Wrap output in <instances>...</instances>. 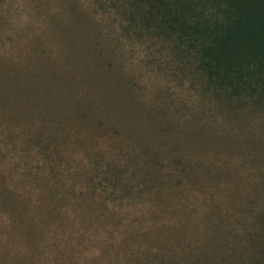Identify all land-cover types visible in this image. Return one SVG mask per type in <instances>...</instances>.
Wrapping results in <instances>:
<instances>
[{"label": "rangeland", "instance_id": "1", "mask_svg": "<svg viewBox=\"0 0 264 264\" xmlns=\"http://www.w3.org/2000/svg\"><path fill=\"white\" fill-rule=\"evenodd\" d=\"M145 9L0 0V264H264V98Z\"/></svg>", "mask_w": 264, "mask_h": 264}, {"label": "trees", "instance_id": "2", "mask_svg": "<svg viewBox=\"0 0 264 264\" xmlns=\"http://www.w3.org/2000/svg\"><path fill=\"white\" fill-rule=\"evenodd\" d=\"M132 4L142 11L147 5V21L157 19L162 33H176L177 48L190 53L196 71L217 95L264 98V0H131Z\"/></svg>", "mask_w": 264, "mask_h": 264}]
</instances>
